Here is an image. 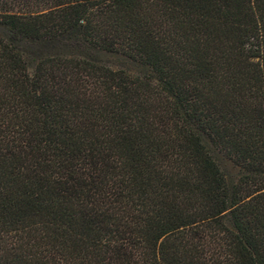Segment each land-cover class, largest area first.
Listing matches in <instances>:
<instances>
[{
    "label": "trees",
    "instance_id": "16d2710c",
    "mask_svg": "<svg viewBox=\"0 0 264 264\" xmlns=\"http://www.w3.org/2000/svg\"><path fill=\"white\" fill-rule=\"evenodd\" d=\"M0 264H264V0H0Z\"/></svg>",
    "mask_w": 264,
    "mask_h": 264
},
{
    "label": "rangeland",
    "instance_id": "374dc122",
    "mask_svg": "<svg viewBox=\"0 0 264 264\" xmlns=\"http://www.w3.org/2000/svg\"><path fill=\"white\" fill-rule=\"evenodd\" d=\"M228 168H229V170L231 171V173H234V174H235V170H234L233 168H231V167H229V166H228Z\"/></svg>",
    "mask_w": 264,
    "mask_h": 264
}]
</instances>
